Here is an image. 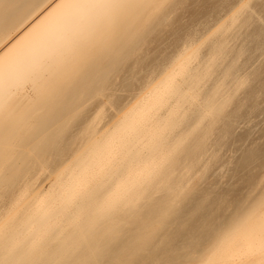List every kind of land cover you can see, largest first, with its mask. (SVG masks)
Instances as JSON below:
<instances>
[{
	"label": "bare ground",
	"instance_id": "bare-ground-1",
	"mask_svg": "<svg viewBox=\"0 0 264 264\" xmlns=\"http://www.w3.org/2000/svg\"><path fill=\"white\" fill-rule=\"evenodd\" d=\"M182 3L187 8L194 5L193 0H0V204L5 205L0 208V264H133L137 263L133 243L142 239L151 244L150 235L163 242L161 226L173 227L177 218L170 201L160 199L159 209L148 201L139 203L150 199L152 190L167 188L179 196L184 189L165 179L176 173L182 152L190 149L184 142L193 137L189 135L195 125L179 134L174 128L186 121L183 102L189 103L197 93L198 75L192 74L190 63L200 43L192 39L191 45L179 49L168 64L172 68L164 70L165 78L153 76L123 111L114 107L121 99L112 100L122 87L114 78L122 75V80H129L133 66L145 69L149 44L164 42L162 30L177 28ZM249 6V0H242L229 8L225 20H217L214 28L226 30L238 20L239 26L246 19L241 12ZM218 46L212 47L214 60L222 51L223 45ZM134 56L139 60L136 65ZM188 78L193 83L186 85ZM168 101L173 103L170 112L161 116ZM107 102L114 103L111 107L122 116L104 130L91 126L93 135L87 134L84 118L98 117ZM215 103H204L206 115L217 110ZM92 105L96 110L90 116L87 107ZM74 125L82 129L84 139L77 137L84 140L81 145L75 141ZM191 140L195 143V138ZM39 175L45 177L43 183L49 181L47 187L37 185ZM250 201L235 218L224 217L221 233H207L209 240L195 235V246H186L184 252L170 248L166 260L168 244L163 242L154 247L155 257L139 252L140 260L264 264V193ZM124 207L142 208L136 219L133 211L127 215V228L120 217ZM132 224L144 238L135 234Z\"/></svg>",
	"mask_w": 264,
	"mask_h": 264
},
{
	"label": "rangeland",
	"instance_id": "rangeland-1",
	"mask_svg": "<svg viewBox=\"0 0 264 264\" xmlns=\"http://www.w3.org/2000/svg\"><path fill=\"white\" fill-rule=\"evenodd\" d=\"M193 1L194 5L189 8L186 7L185 3H182L184 5L181 4L183 7L181 6V9H179L181 11H179L180 22L178 21L177 24L179 25L176 29L170 27L168 28L169 31H167L168 29H166L165 31L162 30L163 34L165 35L164 37L167 36L164 42L160 43L156 40L151 41V43L149 44L150 50L147 55L148 61L146 66L143 67L145 69H142V67L135 68L133 66L131 73L132 77L130 76L129 80H122V75H120V77L114 78V81L117 80V82L115 81L114 83L119 85V87H122L118 89L117 86L116 89L118 90L115 92L114 96L116 98L112 101L115 100L117 102V100L121 99L120 102L118 101L119 103H117V105H119L122 109H119V106H115V101L114 107L117 111H123L127 108V104L128 106H130V104L134 102L135 98L138 95V92L141 91L140 88L144 87L147 83L150 84V82H152L151 79L153 78V76V80H157L158 76H162L163 78H165L166 75L163 76V74H166L167 72L165 68H172L168 64H171L170 60L173 56L176 57L175 54L179 49L182 51L181 48L185 49L186 46H189L188 44L191 45L190 42L192 41V39L193 41H197L196 44L200 43L198 44L200 49L198 52L200 53V55H198L199 53L197 54L199 58H197L196 56V59L194 58L192 60V63H190L191 68L193 69L192 74L198 75L196 81L197 83L194 82L195 85L197 84V87L195 86V89L198 88L197 90H195L197 93L195 97H193L191 101H189V103L183 102L185 106H183L182 104V110H185L186 112L184 114L187 117H184L186 121H184L181 126L178 125L177 127H175L176 129L174 128V133L177 132L179 134L182 133L186 127L190 128L194 124L195 126L193 125L194 127H191L192 129H190V132L192 133H190L189 136H193V139L195 138V143H193L194 140H191L192 138L190 137L189 140L191 141L187 139L188 144L187 142H184V146L188 147L190 145V149H187L188 151L186 150V153L182 152L184 153V155L182 154L183 158L181 157L182 160H180L179 165L176 166V173L173 175L170 174L169 177H166L168 180L165 179L166 181L170 180L169 183H171L173 186H184L185 190L183 189L179 196H175V192L167 188H165L166 190L163 189L165 192H154L152 190L151 192L153 193L150 196L148 195L150 199L142 198L143 200L141 199L139 203L143 205L146 201H148L150 202V204H156L158 206H155V209H159V205L162 204L159 200L165 199L166 201H168V203L170 201L171 213L173 214V211L176 212L177 218L174 220L176 222V225L173 224V227L175 226V229L173 227H170V224L166 223L164 224V226H161L164 227L163 242H166L168 244L166 245L167 252H164V255H167L168 250L173 247H176V249L184 252V250L187 249L185 248L186 246H189L190 244H193L195 246V235H197L196 237H202L201 240L207 238V240H209V237L211 236L210 233H212V231L213 233H215V231H217L216 233H221L220 230H222L221 228L222 226H224V224L222 223L223 220H225L223 222H226V218H230V215L235 218V215L239 213L238 210L247 208L252 202L250 200H257V198L259 199L260 195L264 193V0H249L251 7L249 6V8H247V6L246 8H244L245 11L243 10L241 12L243 19L246 18L245 21H240L241 24H238L239 26H237V23L239 21L238 20L236 21L237 23H235L234 26H230L229 29L226 30L215 29L214 26H218L221 20H225L228 12L231 11L230 9L237 6L238 3L242 0ZM253 7H255L254 10ZM224 16L225 18L223 19ZM219 17L222 19H220ZM217 20H219V23ZM215 21L217 24L215 23ZM209 28H214V32ZM211 31L213 32L212 34ZM201 35L206 36L204 38ZM207 35L209 37H207ZM197 38L199 39L197 40ZM204 39H206L205 41L207 42H205ZM199 40L200 42H198ZM194 42H192V44H194ZM217 45L223 46L220 48V50H222L221 52H219L220 55H218L219 53H216L218 57L215 55L216 58L214 60V58H211L213 54L212 50L214 49L212 47H215ZM169 46L172 47L170 48ZM241 49L242 52H240ZM239 52L242 54H240ZM137 60L138 59L136 57L134 58V60L132 59V62L135 63L133 65L137 64ZM232 64L233 66H231ZM228 67L230 68L227 69ZM227 70L231 71H229L228 74H224L227 73ZM163 71L165 73H162ZM225 75H227V77ZM236 78H238V80H240L241 82L237 81ZM120 79L122 82L119 81ZM127 81H130L129 84H131V87H128L129 85H126ZM159 81L160 79L156 82ZM190 81L191 83H193V81L188 78L186 85H188ZM225 82L227 84H225ZM221 86V90L218 91V87ZM125 88L128 90H125ZM226 91L229 93H227ZM216 92L217 95L215 94ZM200 93L202 94L200 95ZM135 94L137 95L135 96ZM205 97L207 98L204 99ZM210 99L211 101L209 102ZM171 101H168L169 103L163 106L162 110L160 109L161 113L159 112L158 114L167 115L170 112L168 110L173 105V103L171 104ZM206 102H216L215 104H218L217 110L210 113L211 115L209 113L206 115L203 111L202 107L207 104ZM113 104H110V102L105 103L103 105V108L105 107V105L106 107L104 108V110L102 108L103 112H101L102 114H100L98 117H88V119L86 116L84 118V120L86 119V122L84 121L83 123L86 126L88 125L89 130V132L85 131L87 134L93 135L94 130H92V128L95 126H98V128L104 130V128L108 126L110 127L120 119V116H122L123 112L122 114L120 113L121 115L119 114V112L116 113L113 107H111ZM89 110L91 112L90 114L88 112ZM95 110L96 108L95 106L93 108V105L92 107H87V112L90 116L94 113L93 111ZM192 111H194V113ZM202 113H204L205 115ZM116 116L119 117V119ZM91 121L92 123H90ZM74 123L76 124V122ZM75 126H77V129ZM78 126L79 125H74L72 129L73 131L74 129H76L74 131V134H76V142V138L78 136H80V138H83L81 137L82 134H80V130L82 131V129L78 130ZM91 126L93 127L90 128ZM72 130L71 133L73 135ZM71 133H69V135ZM84 134L83 136H85ZM87 137L89 138L90 135H86V138ZM77 139L80 141L77 144L80 143V145L81 141H84V138L82 140L79 138ZM90 139H92V136ZM189 142H192V144H189ZM77 144L73 145L75 149L77 148ZM74 147L71 149L73 152ZM189 166L192 170L189 168ZM188 168L190 169V171H187ZM40 175V179L38 181L39 183L37 182V185L42 184V186L44 185V187H47L49 185V181L46 180L47 182H42L45 178L44 176L47 175ZM34 176L36 177V175ZM49 180L51 179L49 178ZM8 202L9 201H7V203ZM2 206L3 205L1 203L0 208H3L5 205L3 207ZM140 210H142L141 207L136 208V210L133 209V213L131 210H128L127 207H124L120 215V217H123L121 221L122 226H125L127 224L126 219L129 213L132 212V216L136 219V216L139 215L138 212ZM225 216L226 218H224ZM131 226L135 227L133 224ZM125 227L127 228L128 224ZM135 229H137V227H135ZM132 230H134V228H132ZM137 232L138 229L135 231V234H138L140 239L141 237L144 238V236H142L141 234L139 235V232ZM207 233H209L210 236H208L209 234ZM90 235L91 234L89 233V236ZM150 237L151 239H153V243L151 244L147 243L148 241L143 242L142 239V241L139 240L138 242L133 243L132 246H134L135 248H132L131 252H133L134 258L137 262L133 264H143L144 261L142 262L139 258L141 256V252H145L144 256L149 254L151 255L152 253L157 252V250L154 248L155 246H163L162 240L158 241L159 237L152 235H150ZM169 242H172L175 245L170 244ZM152 244H154V246ZM166 255L164 256V258L166 257ZM151 257H155V254H152ZM150 262L148 264H150Z\"/></svg>",
	"mask_w": 264,
	"mask_h": 264
}]
</instances>
